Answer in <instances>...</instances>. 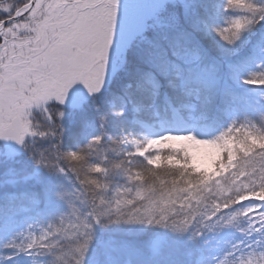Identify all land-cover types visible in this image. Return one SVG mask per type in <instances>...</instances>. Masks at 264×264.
<instances>
[{
	"label": "snow or ice",
	"instance_id": "6c2138e0",
	"mask_svg": "<svg viewBox=\"0 0 264 264\" xmlns=\"http://www.w3.org/2000/svg\"><path fill=\"white\" fill-rule=\"evenodd\" d=\"M0 264H264V0H0Z\"/></svg>",
	"mask_w": 264,
	"mask_h": 264
}]
</instances>
